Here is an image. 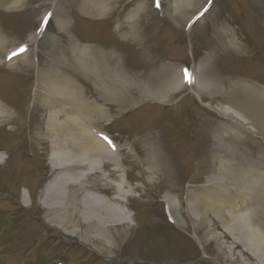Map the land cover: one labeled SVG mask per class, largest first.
Returning a JSON list of instances; mask_svg holds the SVG:
<instances>
[{"label": "rangeland", "instance_id": "374dc122", "mask_svg": "<svg viewBox=\"0 0 264 264\" xmlns=\"http://www.w3.org/2000/svg\"><path fill=\"white\" fill-rule=\"evenodd\" d=\"M209 2L19 0L9 8L0 0V62L7 61L6 55L17 47L25 49L24 58L13 68L0 66V104L17 119L0 127V264H212L204 255L219 264H264V247H250L252 237L243 230L241 218L221 223L222 231L242 247L231 253L217 239L221 230L209 233L203 225L195 232L180 210L178 195L145 185L132 163V155L154 138L173 164L168 187L186 194L212 176L215 131L221 121L234 125L225 115L248 124L235 105L211 104L210 97L178 84L182 68L197 73L204 67L205 76L222 85L242 82L264 90V0H211L196 20ZM90 9L101 17L88 16ZM45 18L48 21L37 39L35 33ZM189 22L195 23L189 28ZM83 59L85 67L101 72L97 78L108 85V92L115 89L116 95L120 90L108 83L106 72L111 69L119 72L115 75L128 91L121 89L113 99L99 92L94 79L77 70ZM67 83L101 109L99 118L88 115L87 122L93 133L107 136L121 153L120 173L111 176L108 195L91 189L83 190L80 197L91 193L96 199H114L113 186L118 185H125L131 196L124 204L110 203L117 212L112 217L94 214L96 221L91 223L83 210L76 223L61 229L60 221L49 223L58 211L47 210L40 198L58 160L39 145L35 133L51 116L50 87L59 96ZM169 84L174 92L164 91V103L145 99L144 89L155 91ZM242 125H234L247 138L239 150L264 151L262 136L253 140L254 128ZM124 155L129 156L126 163H122ZM57 166L60 170L53 177L68 178L73 185L75 175L84 173L61 163ZM126 212L129 224H124ZM97 229L103 233L95 238ZM243 251L255 260L247 261Z\"/></svg>", "mask_w": 264, "mask_h": 264}, {"label": "bare ground", "instance_id": "6f19581e", "mask_svg": "<svg viewBox=\"0 0 264 264\" xmlns=\"http://www.w3.org/2000/svg\"><path fill=\"white\" fill-rule=\"evenodd\" d=\"M18 2L19 0H2V5L12 8L16 7ZM87 15L95 18L101 17L99 13L91 9ZM40 33L41 30L36 32L35 37H38ZM232 46L240 49L236 43ZM2 49L3 46L0 45V50ZM243 50L246 51L248 48L245 47ZM23 58L24 55L9 62H0V66L5 65L11 69ZM84 59L78 61L77 70L94 79L99 92H105L113 99L114 96H119L122 90L125 89L124 93L128 91V86H124L115 75V78L111 79L112 84L120 90L116 95L115 89L108 92V85L106 86L101 79L97 78L101 72L85 67ZM183 70L178 72L180 80L178 84L181 87L188 85L196 91L195 94L210 97L211 104L218 102L235 105L247 116L248 124L242 125L230 115L225 116L232 119L235 126H252L255 130L251 134L253 140L256 136H262L264 140V90L242 82H225L222 85L218 80L207 78L204 67L198 69L197 73L191 71L189 76ZM67 84L68 87L60 88L59 96L52 94L50 87L47 106H49L51 116L45 118L44 123L35 133V139L39 145L56 154L58 162L53 165L55 173L60 170L57 163L65 165L66 168L82 169L84 172L75 175L77 182L74 185L68 178L57 180L53 177L55 176L53 173L40 193L41 199L47 203L46 209L58 211V214H53L49 223L58 220L61 223V229L76 223L75 217L81 215L83 210L87 214V220L91 223L96 221L94 214L101 217V213H106L112 217L117 212L110 203L123 204V197L127 196L125 186L120 185L113 186L117 194L114 199H96L91 193L80 197L83 190L90 191L91 189L100 195H108L111 176L120 173L121 163L118 154L121 153L110 151L101 140V134L93 133L92 127L87 122L88 115H92L95 119L99 118L102 115L101 109L89 102L84 93L76 87L71 89V84ZM206 87L210 89V92L206 91ZM173 88L175 87L171 84L155 91L146 88L144 97L164 103V91L172 93ZM36 93L39 91L37 90ZM220 119L223 117L220 116ZM15 123L17 119L9 115L6 107L0 104V127ZM234 125H225L223 121L218 125L215 131V148L212 156L216 167L212 171V176L204 186L189 190L186 194L182 190L168 187L167 184L173 175V164L167 159L165 152L154 138L147 139V147L144 150H137L132 155V163L135 168L140 169L139 180L145 185H158L164 193L178 195L180 210L183 209L184 217L193 223L195 232L202 229L203 225L208 226L209 233L222 231L221 223L241 218L243 230L252 237V240H249L250 247L258 250L264 247V151L262 149L240 151V146L247 143V138H245L246 135L239 133ZM128 159L129 156L124 155L122 163H126ZM90 180L93 183H89ZM184 194L185 199H183ZM170 208L174 210L175 205H170ZM239 212H244V214L240 216ZM129 218L130 215L126 212L124 224H129ZM206 221H208L207 224ZM102 233L101 229L93 231L95 238L101 236ZM71 234L78 235L76 232ZM217 237L219 241L231 248V253L237 249L242 251L241 245L235 243L225 231H222L221 237ZM242 254L249 262L255 260V257L246 251Z\"/></svg>", "mask_w": 264, "mask_h": 264}, {"label": "snow or ice", "instance_id": "6c2138e0", "mask_svg": "<svg viewBox=\"0 0 264 264\" xmlns=\"http://www.w3.org/2000/svg\"><path fill=\"white\" fill-rule=\"evenodd\" d=\"M158 6V5H157ZM23 50V49H22ZM14 55H15V53H14Z\"/></svg>", "mask_w": 264, "mask_h": 264}]
</instances>
